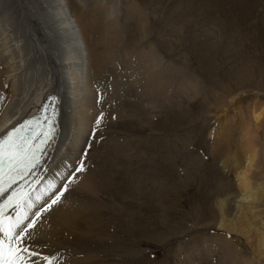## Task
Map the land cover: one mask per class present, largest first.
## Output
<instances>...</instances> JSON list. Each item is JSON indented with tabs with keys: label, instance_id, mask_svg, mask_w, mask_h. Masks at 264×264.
I'll list each match as a JSON object with an SVG mask.
<instances>
[{
	"label": "bare ground",
	"instance_id": "1",
	"mask_svg": "<svg viewBox=\"0 0 264 264\" xmlns=\"http://www.w3.org/2000/svg\"><path fill=\"white\" fill-rule=\"evenodd\" d=\"M135 12L133 3L128 5L124 0H0V136L25 114L36 113L51 92L59 96L57 103L62 107L61 117L55 121L60 137L57 135L49 143L43 161L30 176L18 179L3 195L7 199L13 190L34 181L28 191L33 207L28 209L25 205L24 210L29 212V220L35 219V214L39 219L30 229L32 237L28 246L40 257L52 259L53 264H137L138 252H141L139 256H144L145 249L135 245L134 233L135 230L137 233V217L140 226L149 218V175L144 176L143 191L137 188L143 177L138 173L137 159L139 153L144 152L138 148L140 135L134 140L135 133L127 128L139 122L149 130L152 124L149 102L154 105L159 99L174 98L176 92H190L192 76H187L177 87L172 75L183 70L149 44V20L144 17L137 20L141 41H147L136 50L138 28H129L126 23ZM72 32H76L78 38L71 41ZM149 88L156 92L154 97L149 95ZM192 89L196 95L200 93L197 83ZM78 91L81 92L77 94ZM82 93L85 99L74 101L77 104L73 106V99H79ZM263 113L261 108L255 114L261 117ZM128 117L132 120L127 127H115L116 122L126 123ZM77 123L83 128L74 131ZM143 146L149 149L148 144ZM250 152L245 167L238 174L245 191L249 189V172L257 156L255 151ZM73 157V162L67 165ZM67 166L69 171L61 176L63 181L56 182L58 188L53 185L57 176L46 181L49 192L43 191L44 181L40 179ZM113 170L119 173L117 177ZM154 181V186H159L160 182ZM161 188L158 190L162 191ZM138 193L142 195L139 206ZM244 198L247 196H241V203ZM126 199H130L129 203H125ZM54 200L56 203H52ZM219 203L220 215L218 211L207 210L212 217L206 224L218 225L230 233L237 228L245 211L241 208L238 218L227 219L224 215L226 198ZM165 211H162L163 216ZM7 215L14 218V208ZM242 219L244 225L239 227L250 238L251 227ZM121 233L126 240L121 239ZM227 239L225 241L230 242ZM262 241L264 243V234L258 232L256 250L262 251ZM122 245H126L123 252ZM233 245L230 244L231 251L223 263L229 259L231 264H264L259 260L260 253V258L253 253L249 258L240 251L239 244L234 246L240 252L232 249ZM105 247L116 255L133 253L134 258L129 260L123 256L124 261L114 263L115 259L101 254ZM180 247L172 252L174 264H211L212 245L207 244L206 255L202 254L200 246L185 249L187 252ZM32 260L47 264L38 257Z\"/></svg>",
	"mask_w": 264,
	"mask_h": 264
},
{
	"label": "rangeland",
	"instance_id": "2",
	"mask_svg": "<svg viewBox=\"0 0 264 264\" xmlns=\"http://www.w3.org/2000/svg\"><path fill=\"white\" fill-rule=\"evenodd\" d=\"M124 1L136 7L134 16L126 21L128 27L138 28L137 17L147 18L149 44L183 70L172 75L177 87L192 76L190 92H176L174 98L159 99L154 105L149 102V130L139 122L127 128L135 133L134 140L140 135L143 143L138 148L144 153L141 151L137 159L138 173L143 177L137 188L143 189L144 176L149 175V218L140 226L137 217L134 233L137 248L145 249L144 256L138 252L137 264H174L172 252L179 246L186 252L200 246L206 255L207 244L214 249L209 252L211 264L223 263L231 251L230 244H239L240 251L249 258L253 254L261 256L259 260L264 263L263 241L262 251L255 248L258 232L264 234V113L261 117L255 114L261 108L264 112V0ZM138 30L136 50L147 41H141ZM194 83L200 87L197 95L192 89ZM155 94L149 88V95ZM130 120L128 117L126 123L116 122L115 127L125 128ZM145 144L149 149L144 148ZM250 150L257 156L249 172V189L245 191L238 174L245 167ZM113 174L117 177L119 173L113 170ZM153 179L160 182V187L154 186ZM242 195L247 196L243 204ZM141 196L138 193V206ZM225 198V218H238L243 208L242 218L252 230L250 238L240 228L244 225L242 218L236 233L206 224L212 217L208 211L219 214V202ZM126 200L129 203L130 199ZM124 235L120 237L126 240ZM121 249L123 252L126 245ZM105 251L100 252L115 259L114 263L124 261L123 256L134 258L133 253L116 255L108 248ZM230 262L227 259L223 264Z\"/></svg>",
	"mask_w": 264,
	"mask_h": 264
},
{
	"label": "snow or ice",
	"instance_id": "3",
	"mask_svg": "<svg viewBox=\"0 0 264 264\" xmlns=\"http://www.w3.org/2000/svg\"><path fill=\"white\" fill-rule=\"evenodd\" d=\"M44 120L48 122L46 128L39 120L27 121L0 137V196L41 163L46 146L54 140L55 110L51 118L45 116ZM52 203H56V200ZM25 205L28 209L33 207L31 196L23 187L13 190L4 204L0 205V264H35L33 257L53 264L52 259L40 257L28 246L32 237L30 229L34 228L39 215L35 214L36 218L29 220ZM10 207L16 211L14 218L6 214L5 210Z\"/></svg>",
	"mask_w": 264,
	"mask_h": 264
},
{
	"label": "water",
	"instance_id": "4",
	"mask_svg": "<svg viewBox=\"0 0 264 264\" xmlns=\"http://www.w3.org/2000/svg\"><path fill=\"white\" fill-rule=\"evenodd\" d=\"M48 101V104H47V108H48V110L47 111H49V108H52V103H54V100L52 99V98H50L49 100H47Z\"/></svg>",
	"mask_w": 264,
	"mask_h": 264
}]
</instances>
